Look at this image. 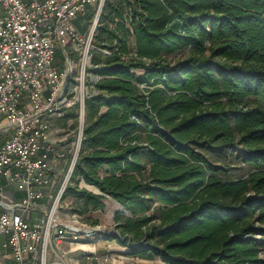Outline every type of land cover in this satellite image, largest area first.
<instances>
[{
	"label": "trees",
	"instance_id": "1",
	"mask_svg": "<svg viewBox=\"0 0 264 264\" xmlns=\"http://www.w3.org/2000/svg\"><path fill=\"white\" fill-rule=\"evenodd\" d=\"M92 45L65 210L114 199L165 264H264V0H106Z\"/></svg>",
	"mask_w": 264,
	"mask_h": 264
},
{
	"label": "built area",
	"instance_id": "2",
	"mask_svg": "<svg viewBox=\"0 0 264 264\" xmlns=\"http://www.w3.org/2000/svg\"><path fill=\"white\" fill-rule=\"evenodd\" d=\"M105 2L0 0V178L4 181H0V264H47L49 246L78 241L83 231L81 226L62 224L55 212L80 148L89 82L97 78L87 67ZM88 12L92 19L82 21L86 31L81 33L74 20ZM59 50L65 54L63 68L55 64ZM74 107L77 126L67 170L50 211L31 222L28 214L35 200L43 197L35 187L50 184L53 162L66 155L48 140L51 119ZM9 184L25 193L19 203L4 200Z\"/></svg>",
	"mask_w": 264,
	"mask_h": 264
},
{
	"label": "rangeland",
	"instance_id": "3",
	"mask_svg": "<svg viewBox=\"0 0 264 264\" xmlns=\"http://www.w3.org/2000/svg\"><path fill=\"white\" fill-rule=\"evenodd\" d=\"M79 17L83 18L80 15ZM75 26L79 32L84 33L83 31H85L86 26L84 28L77 25ZM68 49L67 47V51ZM182 56L183 53L178 52L170 55L169 58L176 59ZM55 64L60 68H63L64 65L66 66L65 54L62 50L56 52ZM79 73L80 68L78 65L74 75L78 77ZM76 83L77 85L79 84L78 82ZM74 109L76 108L74 107ZM72 117V126L75 132L77 126L76 114L73 113ZM54 196L47 213L51 209ZM66 204H68V202ZM66 204L60 203L57 208L55 215L58 220L62 224L81 226L83 231L78 241L67 239L63 241L65 243L62 242L58 246H49L47 250V264H165L151 253L132 255L130 246L120 243V236L113 226L112 206H109L101 215V218L106 221H102V223L98 225H93L86 217H75L71 213H66L64 211V208L67 206ZM114 206L116 205L114 204ZM85 230H89V232Z\"/></svg>",
	"mask_w": 264,
	"mask_h": 264
},
{
	"label": "crops",
	"instance_id": "4",
	"mask_svg": "<svg viewBox=\"0 0 264 264\" xmlns=\"http://www.w3.org/2000/svg\"><path fill=\"white\" fill-rule=\"evenodd\" d=\"M74 24L83 28L82 21H79V17L74 20ZM73 113H75V109L70 108L68 112H66L64 115L55 116L51 119L52 120L51 129H50V136L48 140L56 148H59L65 151L66 155L64 158L58 159L56 160V162L55 161L53 162L50 184L35 187L36 189L41 190L43 192V197L35 200L33 207L28 214V218L31 222H34L44 217L47 214L52 198L55 195L57 188L60 182L62 181V178L64 177L65 172L67 170V166H68L70 156H71L70 154H71V149H72V142L75 139V132L72 126L73 125V117H72ZM1 138L2 137L0 136V141H1ZM2 179L3 178H0V181L4 182ZM81 186H86L88 189L92 190L93 192H96V193L99 192V190L96 187L85 185L84 182H81ZM24 195L25 193L23 191L17 190L14 185L9 184L5 189L4 200L10 204L19 203L21 199L24 197ZM103 202L105 204V208L102 211H99V210L93 211L89 213L88 215H86V217L92 220H97L98 223L101 224L102 221H106L103 218H101V215L103 214L104 211L108 209L109 206L113 207L112 215L114 214L115 211L121 210L120 203H118L117 201H115L114 199L110 197H106L103 200ZM114 204L116 206H114ZM66 205L68 206V204ZM65 208H64V211L66 213H69L65 210ZM0 210H3V208H0Z\"/></svg>",
	"mask_w": 264,
	"mask_h": 264
},
{
	"label": "water",
	"instance_id": "5",
	"mask_svg": "<svg viewBox=\"0 0 264 264\" xmlns=\"http://www.w3.org/2000/svg\"><path fill=\"white\" fill-rule=\"evenodd\" d=\"M120 207H121V210H123V208H122V206L120 205Z\"/></svg>",
	"mask_w": 264,
	"mask_h": 264
}]
</instances>
